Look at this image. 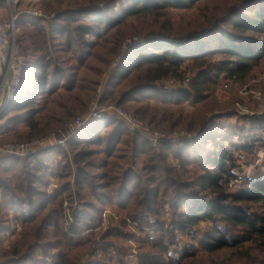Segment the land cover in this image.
<instances>
[{
    "label": "trees",
    "instance_id": "1",
    "mask_svg": "<svg viewBox=\"0 0 264 264\" xmlns=\"http://www.w3.org/2000/svg\"><path fill=\"white\" fill-rule=\"evenodd\" d=\"M120 1L94 0L47 23L21 20L25 65L15 98L1 115L14 114L0 127L12 131L2 141L45 135L86 111L105 69L135 36L143 39L128 46L101 101L163 129L197 133L158 149L122 121L105 117L76 131L70 152L53 146L26 158L0 159V264H104L86 259L87 251L99 238L112 244L134 237L126 228L134 222L145 250L139 264H264V175L229 187L235 154L264 149V137L252 133L264 118H250L251 129L241 128L236 140L233 128L214 120L231 114L209 117L212 95L223 82L264 75V0ZM5 2L0 0V9ZM193 7L192 17L174 18V10ZM82 17L89 22L79 23ZM186 64L197 70L188 88L163 91L155 85L181 76ZM262 86L264 91V78ZM184 103L194 110L186 113ZM19 124L28 130L20 133ZM55 177L59 185L49 190ZM78 203L82 209L76 211ZM108 207L121 226L103 231ZM166 214L175 230L193 234L198 243L177 259L169 254L174 231L165 229ZM157 223L161 233H151ZM201 223L212 225L202 239L196 237Z\"/></svg>",
    "mask_w": 264,
    "mask_h": 264
},
{
    "label": "rangeland",
    "instance_id": "2",
    "mask_svg": "<svg viewBox=\"0 0 264 264\" xmlns=\"http://www.w3.org/2000/svg\"><path fill=\"white\" fill-rule=\"evenodd\" d=\"M94 0H22L20 3L16 5H9L8 1L6 0L5 5L0 9V20L2 21H9L16 13H19V16L16 19V27H15V40L18 43L19 36L21 35L22 28L19 26V23L21 20L25 22V24H41V23H47L49 20L53 19L56 14L71 10V9H78V8H84L90 4ZM124 2V0H121L119 3ZM99 6L103 7L105 3L99 2ZM33 12V13H31ZM36 12L37 14H35ZM174 18L179 19L181 17H192L194 13L196 12V7L190 8V9H183V10H174ZM79 23H88L89 20L86 17H82L78 21ZM72 24H76V22H71ZM143 36H135L132 39H128L127 42L123 43L121 46V51L118 55L114 56L111 60L109 66L105 69V72L102 74L100 78V84L97 89V92L95 94V97L98 96L101 91V98L104 94L105 87L111 77V75L116 71L119 63L122 61L124 54L126 53L128 49V44L135 40L143 39ZM136 40V41H137ZM135 42V41H134ZM127 43V46L125 47V44ZM19 44V43H18ZM66 64L68 65H75L76 60L67 61ZM188 64L184 65L186 67L187 72L192 71L194 73L197 72L196 69L190 70L192 67H188ZM184 67V68H185ZM181 76H184V73L181 72ZM264 75H255L248 79L245 82H223L213 93V97L215 98V103L212 104L213 111L209 114L210 118H213L215 116H219L221 114H231V116H223L221 118H215L214 120L218 121L221 125L225 126L226 130L234 129L233 131L237 132V136L235 137L236 140L241 136V128H245V131H249L253 125V123L250 121V118L252 117H263L264 118V91H263V82ZM190 83L186 85L184 88H188ZM176 90V89H175ZM102 102V101H101ZM90 103V102H89ZM104 103H110V104H116L114 102H104ZM118 105V104H117ZM89 106V105H88ZM121 106V105H119ZM123 109H125L127 112L132 113L133 115L137 116L133 111L128 110L121 106ZM184 111L190 112L194 110V106L190 103H184L182 107ZM82 113H78L77 116L81 115ZM14 114H10L7 117L2 118L3 121H5V124L11 116ZM76 116V117H77ZM138 117V116H137ZM140 118V117H138ZM144 122H147L152 128L162 131L164 133H185L188 137L194 136L196 132L190 131L186 128H177L174 130H168L163 129L156 125L154 122H150L148 120H144L140 118ZM73 121V120H72ZM261 125V129L258 128V130L252 131L255 135H260L264 137V122ZM63 127V126H61ZM61 127H58L57 129L51 130L48 133L52 131H58ZM201 126H199L198 129H200ZM18 131L20 133H25L28 128L24 124L18 125ZM228 131V130H227ZM11 130L9 129H3L0 131V145L8 143V142H25L29 140H20L18 138H13L11 140L2 141L4 137L11 134ZM132 133V132H131ZM133 134V133H132ZM46 135V134H45ZM37 138V137H36ZM187 138V137H186ZM228 144V143H226ZM159 149V148H158ZM70 146H69V152H70ZM264 149H259L255 152V154H247L244 152H237L235 154V166H234V173L240 174L241 177H243V181L239 184H243V182L247 179L254 178L253 176L255 173H259L258 176L261 174L264 175V159L260 160L259 158L263 156ZM257 177V176H255ZM59 185V178L55 177L53 178ZM51 183V182H50ZM50 185V184H49ZM48 185V188L50 190V186ZM231 189L238 188L237 185L229 186ZM68 203H65L67 205ZM82 209L81 205L78 203L77 205ZM76 207V205H75ZM70 211L68 206H66ZM75 211V210H74ZM117 212L112 209V207H108L105 212H103V231H106L111 226H121L119 223V219H117ZM115 215V216H114ZM169 214L165 215V218H169ZM210 226V227H209ZM211 224L208 223H201L198 230V234L200 239L204 237V234L210 230ZM127 230L135 231L136 234L134 237L128 238L127 241H119V240H113L115 243L109 244L106 243L108 241H104V239H101L103 242L107 244V251L109 252V256H104L102 258H96L100 259L104 262V264H112V260L109 259L112 257H124L122 253V250H129L131 249L132 252L135 251L136 254H138V263H140V258L144 254L145 250L142 248L140 238H142V235L137 227L128 226L126 227ZM95 231H100L99 228L94 229ZM87 231V230H86ZM90 231V230H89ZM201 235V236H200ZM192 236H185L186 242H190L192 240ZM112 240V239H111ZM194 244H198L195 239H193ZM131 246L135 247L132 248ZM121 250V251H120ZM224 251L218 252L219 254L223 253ZM170 254V249H169ZM173 258L174 255H171ZM114 259V258H113ZM176 259V258H175Z\"/></svg>",
    "mask_w": 264,
    "mask_h": 264
},
{
    "label": "built area",
    "instance_id": "3",
    "mask_svg": "<svg viewBox=\"0 0 264 264\" xmlns=\"http://www.w3.org/2000/svg\"><path fill=\"white\" fill-rule=\"evenodd\" d=\"M9 5H16L22 0H7ZM33 13V12H31ZM37 14L36 12H34ZM19 13H16L9 21L0 20V127L5 125V121L2 120L1 115L7 105L13 101L15 95L21 85V78L23 73V68L25 65V57L21 54L20 46L15 40V25L16 19ZM137 38H135L136 41ZM131 41L128 45L132 44ZM138 41V40H137ZM127 43L125 44V47ZM194 72L185 71L184 76H169L155 81V85L163 91H172L175 89L184 88L190 83V81L195 77ZM98 96L92 98L89 103L88 108L81 115L77 116L73 121L67 122L58 131H52L46 135L39 136L37 138H32L25 142H8L0 145V159L5 157H20L26 158L32 156L33 154L51 148L53 146H61L63 149L69 152V141L73 134L79 129L86 126L88 123L95 119H101L105 117L116 118L122 121L132 133L140 134L148 138L155 148H159L164 141L172 140L177 141L182 138L188 137L185 133H164L152 128L147 122H144L137 116L130 112H127L121 106L117 104H110L101 102V91L99 90ZM262 158L264 159V152L262 153ZM258 172L255 176H258ZM240 174L235 173V177L230 180V186L239 185L243 180ZM50 190L58 187L55 180H51ZM78 205V204H77ZM76 205V211L80 210V207ZM67 222L73 221V212L68 208L65 210ZM150 222H155L154 218L148 217V213L145 214ZM130 221V220H129ZM137 223H133V226H137ZM210 227V226H209ZM149 230V227H145ZM165 229L168 231H174L170 236V255H174L177 259L180 257L181 253L184 252L187 246L194 244L192 239L190 242H186L185 236H192L193 234H184L174 229V226L170 223L169 218H166ZM161 225L155 224L151 233H161ZM89 230L85 231L88 233ZM196 231V237L199 234ZM201 236V235H200ZM107 244L99 238L97 242L90 248L85 257L86 259H96L102 258L104 256H109L107 251ZM132 248H135L131 246ZM121 251V250H120ZM122 253L126 256L124 257H112V264H137L138 254L135 251L132 252L130 249H123ZM106 258V257H104ZM114 258V259H113ZM107 259V258H106Z\"/></svg>",
    "mask_w": 264,
    "mask_h": 264
}]
</instances>
